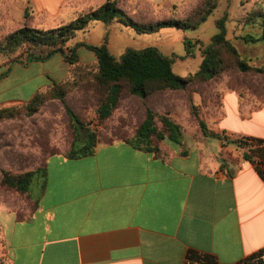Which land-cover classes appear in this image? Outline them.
Masks as SVG:
<instances>
[{
  "label": "crops",
  "instance_id": "0c3cea01",
  "mask_svg": "<svg viewBox=\"0 0 264 264\" xmlns=\"http://www.w3.org/2000/svg\"><path fill=\"white\" fill-rule=\"evenodd\" d=\"M105 1L0 0V26L7 35L66 3L82 12ZM32 63L5 70L1 61L0 85L15 69L26 75ZM38 91L0 100V108L27 104ZM257 103L224 90L209 128L225 140H166L160 156L120 140L99 143L84 158L50 155L47 187L30 217L20 221L17 209L0 204L11 264H189L191 250L237 264L264 249V179L232 143L264 140V103Z\"/></svg>",
  "mask_w": 264,
  "mask_h": 264
},
{
  "label": "rangeland",
  "instance_id": "374dc122",
  "mask_svg": "<svg viewBox=\"0 0 264 264\" xmlns=\"http://www.w3.org/2000/svg\"><path fill=\"white\" fill-rule=\"evenodd\" d=\"M118 1L119 5L129 12L135 20L155 22L171 18L186 19L193 14L195 9L200 8L204 0ZM257 4H262L261 7L264 8V0H218L217 8L205 23H202L196 29L186 31L168 27L152 34H138L134 29L116 23L108 32L103 22H96L88 33H78L76 38L68 44L73 46L79 42L92 45L106 43L112 55L118 60L130 48L140 50L155 46L165 55L175 58L173 69L176 74L187 76L196 73L200 68L203 61V51L212 43V38L220 31L218 22L224 20L227 39L238 49L242 58L251 66L262 67L264 65V41L254 43L245 40L248 35L259 37L262 33L259 25L251 24L247 20ZM54 6H58L56 2H54ZM61 7L57 15H40L31 26L42 30L56 28L76 17L81 11L69 8L67 3ZM13 29L15 27H12ZM8 31L9 28L0 26V37ZM186 39L193 44L192 47L189 48ZM78 54L79 61L74 65L65 62L63 56L55 55L45 62H33L26 75L15 69L5 83L3 82L0 85V88H2L0 89V100L16 99L23 96V90L26 93H32L34 88L38 91L45 85L51 84L50 88L40 91L47 92L53 87L54 82L70 83L72 87L67 94V103L81 116L85 127L90 132L97 133L102 140L112 138L111 131L115 129L121 131L127 121L130 124L129 129L132 131L140 121L146 107L149 106L158 114L170 112L184 128L183 139L185 138L186 141L191 143L199 142L205 137L195 115L192 113V106L197 107L198 114L209 127L215 113L221 107L222 94L225 89H235L245 99L259 100V103L255 106L264 103V74L244 73L233 66L222 71L214 79L204 83H196L186 91H170L161 95L158 94L147 101L126 93L121 109L115 113L114 118L104 128L99 123L96 112L99 96L93 89H88L86 82V78L93 79L92 74L97 72V59L94 53L86 48H81ZM223 57L226 61H231L230 54L223 52ZM17 58H19V62H26L27 54L24 53V49L7 55L0 53V62H3V60L5 62L3 69L6 70V65ZM44 72L48 74L41 75ZM24 77H31L32 80L25 86H20ZM84 78L85 80H83ZM20 106L23 105H12L5 108ZM127 106H131L135 110L138 109L137 114L126 115L124 109ZM124 117L129 118L126 120ZM118 121H122V124L118 125ZM92 123H98L100 129L92 130L89 127ZM1 132L6 135L3 141L11 144L10 154L14 155V159H10L16 162L11 166L14 171H26L29 169L28 166L31 168L36 167L48 157L51 151L65 153L70 148L73 138V130L65 107L61 101L55 99L46 102L44 107L33 117L24 116L19 119L0 121ZM126 132L128 133V131ZM126 132L124 134H127ZM164 142L162 148H164ZM244 150L242 148L237 150L238 155H241ZM7 154H9L7 149L0 148V167L8 166L5 160ZM223 155H226L227 158H236L233 152H227ZM28 163L29 165L26 166ZM3 189L0 186V204H3L6 208L14 207L20 210L21 213H29L30 204L25 195L9 192L6 189L2 192ZM32 189L38 194L39 187L34 185ZM0 264H11L1 230Z\"/></svg>",
  "mask_w": 264,
  "mask_h": 264
},
{
  "label": "trees",
  "instance_id": "16d2710c",
  "mask_svg": "<svg viewBox=\"0 0 264 264\" xmlns=\"http://www.w3.org/2000/svg\"><path fill=\"white\" fill-rule=\"evenodd\" d=\"M218 0H204L200 8L195 9L193 14L186 19H164L153 22L135 20L118 0H106L105 3L80 12L75 18L56 28L42 30L33 28L29 22L22 27L1 36L0 53L12 54L24 49L27 54L26 62H19L15 59L8 66L15 64L27 65L32 62H45L55 55L63 56L65 62L74 65L79 61L78 51L81 48L94 53L98 69L92 74L93 79L86 78L88 89H93L99 96L96 105V112L99 123L104 128L114 118L117 111L121 109V104L126 93L147 101L149 98L164 94L170 91H186L196 83L208 82L217 77L222 71L231 67H236L241 72H255L264 74L262 67L251 66L242 58L238 49L227 39V30L224 20L218 22L220 31L212 38V43L203 51V61L198 71L187 76H180L174 72L173 66L175 58L165 55L158 47L150 46L144 49H128L116 59L110 52L106 43L92 45L86 42H79L73 46L68 43L72 41L78 33H88L96 22H103L108 32L116 23H121L127 28L134 29L138 34H152L160 32L164 28H177L180 30L196 29L205 23L209 16L217 8ZM262 4H257L248 16L251 24L259 25L262 33L259 37L248 35L246 41H264V8ZM26 17L28 14L26 13ZM189 48L193 44L186 39ZM188 48V46H187ZM223 52L230 54L231 61H226ZM85 80V78L83 79ZM70 83H53V87L47 92L38 91L35 96L25 105L12 108H0V121L19 119L21 117H33L46 102L59 100L65 107L69 116L70 126L73 130V138L70 148L62 153L51 151L48 155L64 154L67 158L78 159L94 154L99 143L111 144L120 140L132 148L160 156L163 153L162 143L169 141L182 144L184 128L176 121L170 112L164 114L156 113L151 107H146L140 121L130 131L129 121L122 127L121 131H111L112 138L102 140L95 133L90 132L81 116L76 113L67 103V94L71 90ZM138 109L127 106L124 113L128 116L137 114ZM192 113L195 115L198 125L205 137H213L225 140V137L212 131L205 120L200 117L196 106H192ZM126 120L129 117H124ZM122 121H118L121 125ZM128 131V133L126 132ZM126 132L127 134H124ZM130 132V133H129ZM4 132L0 133V145L3 150H8L6 163L8 166H1L0 186L9 192L25 195L29 200L31 214L18 210L20 221L30 217L38 208L39 197L44 193L48 182V169L46 157L36 167L26 171H14L11 167L16 162L14 155L10 154L9 142H4ZM2 138V140H1ZM244 150V158L251 161L261 177L264 179V140L246 138L233 141ZM232 160V158H231ZM235 161V160H234ZM29 165L26 164V166ZM39 187L36 194L33 186ZM4 189L2 192H4ZM3 200V199H2ZM189 264H221L217 258L208 253H200L191 250L187 257ZM237 264H264V249L245 258Z\"/></svg>",
  "mask_w": 264,
  "mask_h": 264
},
{
  "label": "built area",
  "instance_id": "2783aa9c",
  "mask_svg": "<svg viewBox=\"0 0 264 264\" xmlns=\"http://www.w3.org/2000/svg\"><path fill=\"white\" fill-rule=\"evenodd\" d=\"M89 127L92 129V130H98L100 129V126L98 123H92L89 125Z\"/></svg>",
  "mask_w": 264,
  "mask_h": 264
},
{
  "label": "flooded vegetation",
  "instance_id": "af4514ba",
  "mask_svg": "<svg viewBox=\"0 0 264 264\" xmlns=\"http://www.w3.org/2000/svg\"><path fill=\"white\" fill-rule=\"evenodd\" d=\"M225 161H226V159H225Z\"/></svg>",
  "mask_w": 264,
  "mask_h": 264
}]
</instances>
